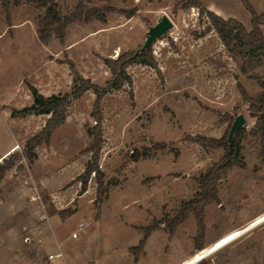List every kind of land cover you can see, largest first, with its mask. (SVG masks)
Returning a JSON list of instances; mask_svg holds the SVG:
<instances>
[{
	"label": "rangeland",
	"instance_id": "1",
	"mask_svg": "<svg viewBox=\"0 0 264 264\" xmlns=\"http://www.w3.org/2000/svg\"><path fill=\"white\" fill-rule=\"evenodd\" d=\"M79 1L57 0L61 16ZM82 1L136 13L78 19L68 24L63 40L53 33L44 42L37 31L43 9L11 0L8 18L0 2V109L8 110L0 145L15 142L13 153L21 155L0 177V264H264V143L237 86L264 98V67L244 72L245 58L223 44L208 16L198 8L176 9L180 0ZM163 15L174 26L151 45L157 67L132 62L127 68L132 84L102 98L98 209L97 176L87 172L93 89L71 103L65 122L34 149L33 159L24 154L25 144L49 115L12 117L11 112L33 103L31 86L45 96L70 93L80 74L104 87L112 76L104 59L140 49ZM240 114L247 120L236 136L243 165L233 163L220 180L219 200L205 209L201 242L191 213L172 232L164 225L153 229L138 248L145 227L172 219L198 196L199 179L226 153L223 147L204 149L189 137L228 138ZM34 184L41 199L30 202ZM42 213L47 219H40ZM37 227L44 228L43 243H25L24 235ZM56 251L62 257L50 261ZM208 251L213 252L194 263Z\"/></svg>",
	"mask_w": 264,
	"mask_h": 264
},
{
	"label": "trees",
	"instance_id": "2",
	"mask_svg": "<svg viewBox=\"0 0 264 264\" xmlns=\"http://www.w3.org/2000/svg\"><path fill=\"white\" fill-rule=\"evenodd\" d=\"M36 4L40 9H43V15L38 19V34L42 41H48L49 38L55 33L61 40L65 38V29L71 22L81 19L90 21L93 18L105 21L106 16L110 12H118L127 17L135 15V9H123L113 6L103 7H87L85 3L80 0L76 5L74 11L62 17L59 12L57 0H28ZM246 9L252 15V28L248 29L243 23L235 18L225 19L218 14L206 9L202 0H180L176 4V9L187 10L189 8H198L200 14H206L210 20V27L214 28L218 33L223 44L235 55H240L245 58L243 64V71L247 72L258 66L264 67V13H258L253 8L248 0H240ZM1 5L7 17L10 16L11 0H0ZM152 46L142 52H126L120 54L117 58H105L104 61L110 69L112 74L111 78L106 82L104 87L92 83L89 79L78 74L79 83L72 92L53 94L45 96L35 86H31L33 95V103L20 109H13L11 112L12 117H24L29 114H47L49 115L45 125L39 133L27 140L25 144L24 154L29 158L35 157L34 149L42 142H49L51 134L58 125L65 122L67 118V109L71 103L80 98L84 92L93 89L96 94L94 102V109L92 116L95 120V125L89 128L93 136L90 151L92 155L87 164V172H95L97 176V198L96 202L99 204L102 201L103 195V182L100 170V157L102 151L103 138V110L101 101L105 94L114 90H121L126 84L131 85L133 80L128 73L127 68L132 62H140L157 67V63L152 55ZM238 89L240 90L244 100L249 103L250 116L255 118V124L258 133L264 143V98H254L246 91L245 87L238 82ZM245 131L242 127L234 135L231 145L226 136L222 138H208L205 136L197 135L189 137V139L202 148L207 149L210 147L226 149L224 156L215 162L206 173L199 179L202 191L198 196L183 203L177 214L172 218H163L156 224H151L145 227V235L140 241L141 248L146 242L150 232L164 225L169 231H174L176 226L183 222L188 216L193 213L197 222V243L201 242L205 232V209L212 202L219 200L218 192L220 180L225 178L227 171L233 163H240L243 165L242 160L239 158L240 147L236 140V136ZM229 137V135H228ZM19 153H13L5 159L3 164H0V177L4 176L7 169L12 168L15 160L20 157ZM136 248V249H138ZM199 249H202L200 247Z\"/></svg>",
	"mask_w": 264,
	"mask_h": 264
},
{
	"label": "crops",
	"instance_id": "3",
	"mask_svg": "<svg viewBox=\"0 0 264 264\" xmlns=\"http://www.w3.org/2000/svg\"><path fill=\"white\" fill-rule=\"evenodd\" d=\"M258 13H264V0H248ZM206 9L218 14L219 16L229 19L235 18L243 23L248 29L252 28V15L246 9L240 0H202ZM1 108V106H0ZM17 109V108H16ZM8 110L0 109V127L2 128V118H6ZM15 142L11 145L5 142L0 145V159L8 158L13 152ZM148 243V241H147ZM62 251V249H61ZM63 252V251H62Z\"/></svg>",
	"mask_w": 264,
	"mask_h": 264
},
{
	"label": "water",
	"instance_id": "4",
	"mask_svg": "<svg viewBox=\"0 0 264 264\" xmlns=\"http://www.w3.org/2000/svg\"><path fill=\"white\" fill-rule=\"evenodd\" d=\"M173 26L174 23L171 18L168 15H163L154 26L150 27L146 41L144 45L137 51V53L149 48L154 40L168 33L173 28ZM246 121V117L243 114H240L236 117L229 131V145L232 144L236 132L246 125Z\"/></svg>",
	"mask_w": 264,
	"mask_h": 264
},
{
	"label": "built area",
	"instance_id": "5",
	"mask_svg": "<svg viewBox=\"0 0 264 264\" xmlns=\"http://www.w3.org/2000/svg\"><path fill=\"white\" fill-rule=\"evenodd\" d=\"M5 161L4 158H1L0 159V164H3ZM18 173V170L15 168L14 171H13V174H17ZM27 184H29L28 181H26ZM33 187L31 188L33 193L32 195L30 196V202H34V201H37V200H40L41 199V194L39 192V189L37 187V185H32ZM40 219L41 220H45L47 219V215L46 214H41L40 215ZM83 226L84 224L81 222L79 223V227L77 230H75L73 233H72V236L74 238H77L78 235H79V232L80 230L83 229ZM43 231H44V228H39L37 227L35 229V231H32L31 230H28L27 233L24 235V242L27 243V244H38L40 245L41 243H43ZM63 253L61 251H56V252H53V253H50L48 255V258L50 261H53L54 259L56 258H59V257H62Z\"/></svg>",
	"mask_w": 264,
	"mask_h": 264
},
{
	"label": "bare ground",
	"instance_id": "6",
	"mask_svg": "<svg viewBox=\"0 0 264 264\" xmlns=\"http://www.w3.org/2000/svg\"><path fill=\"white\" fill-rule=\"evenodd\" d=\"M262 221H264V218L262 219ZM262 221H260V222H258V223H254L253 225H251V226H249L248 228L244 229V230L241 231L238 235H236V237H234V238H232L231 240H229V241L223 243V245H225V244L231 242L232 240L236 239L237 237H239V236L242 235L243 233L247 232V231L250 230L251 228H253V227H255L256 225H258L259 223H261ZM223 245H220L218 248L222 247ZM213 251H214V250H213ZM213 251H208V252H206V253H203L202 255L199 256L200 258H199L196 262H194V263H197L198 261L202 260L203 258H205L208 254H210V253L213 252Z\"/></svg>",
	"mask_w": 264,
	"mask_h": 264
}]
</instances>
